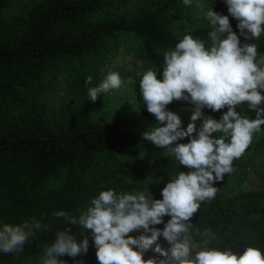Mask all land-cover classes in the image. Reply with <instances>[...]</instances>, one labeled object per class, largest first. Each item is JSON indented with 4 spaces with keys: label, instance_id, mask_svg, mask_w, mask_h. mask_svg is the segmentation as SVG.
<instances>
[{
    "label": "trees",
    "instance_id": "obj_1",
    "mask_svg": "<svg viewBox=\"0 0 264 264\" xmlns=\"http://www.w3.org/2000/svg\"><path fill=\"white\" fill-rule=\"evenodd\" d=\"M12 4L0 0V224L39 222L40 228L32 229L21 252L0 253V264H42L44 249L57 231L70 229L77 239H91L89 230L55 212L78 219L101 190L132 193L155 178L188 170L165 149L154 153L156 145L142 136L151 128L138 129L133 112L120 102L104 107L89 99L102 63L120 44L134 43L159 73L165 52L184 35L207 40L208 9L229 14L224 0H192L187 6L183 0H35L19 13L11 11ZM229 21L237 31V21L230 15ZM248 42L257 44L259 61L264 34ZM62 81L66 92L50 104L49 95ZM240 106L254 118L247 104ZM167 108L180 117L182 128L195 110L188 105L183 113ZM208 116L202 113L195 126ZM142 149L155 156L152 163L136 160ZM254 153L264 155V135L232 162L234 170L215 182V197L201 202L190 217L189 230L206 232L208 247L242 252L251 246L264 252V191L239 186ZM157 243L170 247L163 237ZM149 256L159 253L150 248L143 258ZM59 259L98 264L91 240L86 253Z\"/></svg>",
    "mask_w": 264,
    "mask_h": 264
},
{
    "label": "clouds",
    "instance_id": "obj_2",
    "mask_svg": "<svg viewBox=\"0 0 264 264\" xmlns=\"http://www.w3.org/2000/svg\"><path fill=\"white\" fill-rule=\"evenodd\" d=\"M183 3L187 6L192 0ZM224 3L237 21V31H233L229 15L211 7L205 14L211 26L207 40L184 35L171 51L165 52L159 73L148 69L139 82L144 107L159 125L142 136L188 170L170 178L160 190L159 199L149 191L128 193L109 188L92 198L78 219L63 210L55 212L70 224L79 223L89 230L91 239H77L70 229L57 231L44 249L42 264H67L59 257L86 253L89 240L98 264H264V252L258 248L248 246L235 252L203 247L194 251L187 236L190 217L201 202L215 197V182L234 170L232 162L245 152L254 133L264 125V57L258 61L257 44L248 42L264 34V0ZM91 82L88 76L86 83ZM122 83L119 72H109L98 86L88 89V97L95 101L99 93L119 89ZM173 100L194 106L186 128L181 127L180 117L167 108ZM241 104H247L254 118L237 110ZM204 109L226 110L218 119L208 116L197 128L194 122ZM185 137L187 142H178ZM165 216L169 217L166 222ZM162 223V228L155 227ZM33 228L39 229L40 223L0 224V253L21 252ZM161 237L170 245L167 250L157 243ZM150 248L159 256L144 259Z\"/></svg>",
    "mask_w": 264,
    "mask_h": 264
},
{
    "label": "rangeland",
    "instance_id": "obj_3",
    "mask_svg": "<svg viewBox=\"0 0 264 264\" xmlns=\"http://www.w3.org/2000/svg\"><path fill=\"white\" fill-rule=\"evenodd\" d=\"M34 1L35 0H13L11 11L15 13L25 11ZM148 69L152 68L140 57L136 44H120L113 52V55L106 62L102 63L97 86L109 72H119L123 81L122 86L119 89H110L104 93H99L95 102L99 106L104 107H109L120 102L125 106V111L133 112V118L138 125V129H141V127L153 128L157 124V121L154 116L145 109L139 86L143 72ZM66 90L67 85L62 81L59 89L49 95V103L52 104L54 100L63 96ZM186 105L190 106L191 109L194 108L192 104L182 100H173L167 106H172L178 112L183 113ZM224 110L226 109L212 112L211 110L204 109L202 113L218 119L221 112ZM237 110L241 111L242 115H246L241 106H239ZM263 135L264 131L260 130L254 133L252 140H258ZM152 147L146 148V150ZM146 150L142 149L135 154L136 160L141 165L150 164L155 160V156L150 151ZM163 151L164 149H160L158 146L153 147V152L157 155H160ZM251 158L250 164L244 168V174L239 182V186L245 191H264V155L261 153H254ZM175 175L176 174L166 175L159 179L155 178L150 181L146 187L139 189V191H143L145 194L149 191L153 198L159 197L161 196L160 190L169 179ZM187 236L191 241L194 251L203 247H208L206 232L199 233L196 229L189 230Z\"/></svg>",
    "mask_w": 264,
    "mask_h": 264
}]
</instances>
